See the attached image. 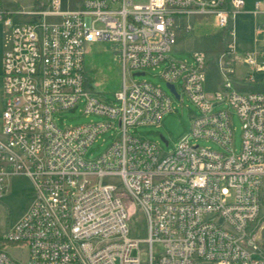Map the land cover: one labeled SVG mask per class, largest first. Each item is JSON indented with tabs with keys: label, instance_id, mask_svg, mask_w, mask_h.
<instances>
[{
	"label": "built area",
	"instance_id": "2783aa9c",
	"mask_svg": "<svg viewBox=\"0 0 264 264\" xmlns=\"http://www.w3.org/2000/svg\"><path fill=\"white\" fill-rule=\"evenodd\" d=\"M246 1L81 0L75 9L62 10L61 0H37L30 10L10 12L0 0L6 30L0 167H264V93L235 88L238 66L246 70L242 82L264 72L261 52L236 51L234 22ZM251 13L264 17V0ZM14 15L33 19L15 22ZM193 15H210L217 28H231L218 58L222 82L212 94L206 91L204 51L184 61L168 57L177 19ZM262 32L264 23L256 27ZM98 42L112 44L124 70L119 105L86 91V46ZM165 63L162 79L175 86L182 81L199 111L190 135L171 154L128 133L136 125L158 126L172 111L173 100L160 88L127 84L128 74ZM84 99L86 114L119 120L122 130V138L94 162L87 151L113 122L60 129L53 118L60 110L75 112ZM223 104L227 109L215 111ZM232 111L241 122L239 152ZM201 139L223 152L200 147ZM7 191L8 184H0V199ZM124 194L146 218L144 240L129 235ZM31 196L0 238V264H264V251L254 243L264 215V184H32ZM6 245L25 246L26 259L7 255Z\"/></svg>",
	"mask_w": 264,
	"mask_h": 264
},
{
	"label": "rangeland",
	"instance_id": "374dc122",
	"mask_svg": "<svg viewBox=\"0 0 264 264\" xmlns=\"http://www.w3.org/2000/svg\"><path fill=\"white\" fill-rule=\"evenodd\" d=\"M37 0H3V6L10 12L30 10ZM48 3V0H43ZM248 0L247 7L243 13L235 18V36L236 51L243 54L248 51H259L261 55L260 62L264 61V33H256V27L261 25L260 20H256L249 14L251 2ZM62 10H73L81 4V0H61ZM119 8V5H113ZM15 22L32 21L31 16L14 15ZM52 20V19H50ZM177 23L180 26L177 30L176 44L168 57L174 61H184L190 59L194 51H204L209 57V66L207 70L206 91L211 94L219 85L221 75L219 71V57L230 42L231 28L220 29L213 23V17L210 15H193L185 18H178ZM190 24L191 29L187 31L181 28L183 25ZM3 26L2 24H0ZM4 28V26H3ZM5 29V28H4ZM168 63L162 64L159 68H148L141 71L128 74L127 84L136 82H148L160 88L165 94L173 100L172 111L165 114L158 126L136 125L128 128V133L136 138L157 144L165 154H171L176 151L179 144L190 135L192 120L199 115L198 109L193 105L185 94L182 81L176 83L177 91L181 95V100H177L167 87V82L162 79L161 74ZM245 69L238 66V76L235 83L237 90L244 92L264 93V72L255 73L254 82H241L244 78ZM84 72L86 75L85 88L92 96L102 102L119 105L116 101V94L121 90L124 82V70L112 44L108 42H98L86 46L84 58ZM136 73H145L143 76H136ZM86 100L79 101V107L75 112L60 110L54 113V122L60 129L69 127H78L92 123L113 122V128L100 135L97 140L88 149L86 159L96 161L102 157L108 149L122 138V130L119 120H111L106 116L85 113ZM215 111L227 109L223 104L215 106ZM233 139L234 149L241 150L242 130L241 122L232 111ZM165 141H164V140ZM197 144L203 148H210L217 152H223V149L212 141L204 139L198 140ZM104 183H112L118 189L122 188V181L119 177H107ZM32 181L26 176H16L9 180L8 191L0 199V238L2 234L9 229L25 212L32 201L31 196ZM124 200L127 215L130 236L134 239L144 240L147 238V222L144 214L137 208L132 199L125 195ZM264 207V204H262ZM264 210V208H262ZM264 222V215L261 224ZM260 224V225H261ZM259 225V227H260ZM6 245L7 255L20 259H26L25 246ZM139 247L145 249V244L140 243ZM159 251L158 245H154V252ZM135 254V252H132Z\"/></svg>",
	"mask_w": 264,
	"mask_h": 264
},
{
	"label": "bare ground",
	"instance_id": "6f19581e",
	"mask_svg": "<svg viewBox=\"0 0 264 264\" xmlns=\"http://www.w3.org/2000/svg\"><path fill=\"white\" fill-rule=\"evenodd\" d=\"M26 176L32 184H264V167H0V184Z\"/></svg>",
	"mask_w": 264,
	"mask_h": 264
},
{
	"label": "crops",
	"instance_id": "0c3cea01",
	"mask_svg": "<svg viewBox=\"0 0 264 264\" xmlns=\"http://www.w3.org/2000/svg\"><path fill=\"white\" fill-rule=\"evenodd\" d=\"M256 1H258V0H253L251 2V5H250L251 9L249 10V14H251V15H253L251 12H252V10L254 8V3ZM247 2H248V0L246 1V7H247ZM246 7H245V9H246ZM254 18L257 21L260 20L261 23H264V17L263 16H258V17L254 16ZM256 25H258V24H256ZM5 33H6V30L3 28V26L0 25V134H1V131H2V116H3V109H4V106H3V78H2V72H3V54H4V51H5ZM209 63H210V61H209ZM239 81H241V79ZM221 82L222 81H220L218 87L221 85ZM235 84H239V82L237 81ZM218 87L212 93H214L218 89ZM239 91H242V90H239ZM242 92H244V91H242Z\"/></svg>",
	"mask_w": 264,
	"mask_h": 264
},
{
	"label": "water",
	"instance_id": "95a60500",
	"mask_svg": "<svg viewBox=\"0 0 264 264\" xmlns=\"http://www.w3.org/2000/svg\"><path fill=\"white\" fill-rule=\"evenodd\" d=\"M136 76H143L145 73H136ZM167 87L170 90V92L174 95V97L177 100L181 99V95L176 89V86L174 84L167 83ZM74 111V110H73ZM164 140V139H163ZM165 141V140H164ZM254 243L262 250L264 251V222L260 225V227L257 229L255 237H254Z\"/></svg>",
	"mask_w": 264,
	"mask_h": 264
},
{
	"label": "trees",
	"instance_id": "16d2710c",
	"mask_svg": "<svg viewBox=\"0 0 264 264\" xmlns=\"http://www.w3.org/2000/svg\"><path fill=\"white\" fill-rule=\"evenodd\" d=\"M126 194H124L123 196H125Z\"/></svg>",
	"mask_w": 264,
	"mask_h": 264
}]
</instances>
